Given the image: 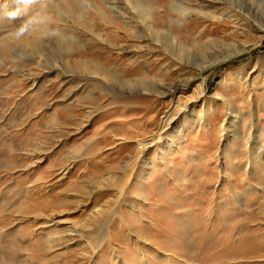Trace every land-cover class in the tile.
Here are the masks:
<instances>
[{
	"label": "rangeland",
	"instance_id": "rangeland-1",
	"mask_svg": "<svg viewBox=\"0 0 264 264\" xmlns=\"http://www.w3.org/2000/svg\"><path fill=\"white\" fill-rule=\"evenodd\" d=\"M146 1L0 0V264H264V0Z\"/></svg>",
	"mask_w": 264,
	"mask_h": 264
},
{
	"label": "bare ground",
	"instance_id": "bare-ground-1",
	"mask_svg": "<svg viewBox=\"0 0 264 264\" xmlns=\"http://www.w3.org/2000/svg\"><path fill=\"white\" fill-rule=\"evenodd\" d=\"M137 1V0H136ZM143 1V0H142ZM144 2H145V4H142V6L143 5H146L145 7H149V5L147 4V1L146 0H144ZM143 3V2H142ZM150 8V7H149ZM145 16V15H144ZM234 56H236L235 55V53H226L224 56H222V57H218V58H216V60H214V61H212L211 63H209V64H207V65H205L204 67H203V69H208V68H210V67H213V66H215V65H217V64H219V63H221V62H223V61H225V60H228V59H230L231 57H234ZM142 82H144L146 85L148 84V83H150L148 80H146V79H143V81Z\"/></svg>",
	"mask_w": 264,
	"mask_h": 264
}]
</instances>
